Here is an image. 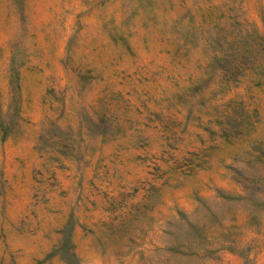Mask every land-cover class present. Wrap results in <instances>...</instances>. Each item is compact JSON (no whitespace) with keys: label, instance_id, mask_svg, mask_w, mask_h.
I'll return each instance as SVG.
<instances>
[{"label":"rangeland","instance_id":"rangeland-1","mask_svg":"<svg viewBox=\"0 0 264 264\" xmlns=\"http://www.w3.org/2000/svg\"><path fill=\"white\" fill-rule=\"evenodd\" d=\"M255 28L264 0H0V264H264Z\"/></svg>","mask_w":264,"mask_h":264},{"label":"trees","instance_id":"trees-1","mask_svg":"<svg viewBox=\"0 0 264 264\" xmlns=\"http://www.w3.org/2000/svg\"><path fill=\"white\" fill-rule=\"evenodd\" d=\"M225 28H224V32L218 31L217 34L213 37L215 40H217V42L219 43L217 48H213L212 50V54L210 55V64L218 65V70L220 72H222V75L225 76L226 79H230L229 75L232 74L233 72H236L240 69V62L238 61H234V56H233V49L230 52L229 51V47L227 46V44L230 42L231 40V35H228L225 32ZM255 33L258 37H263L264 36V31L258 32L259 30L257 28L254 29ZM259 44V42L255 41V46ZM230 55V57H229ZM242 68V67H241ZM250 70H254L255 74H256V78L257 80H255V84H261L262 83V79L264 77V53L262 54V56H254L253 60L250 62V64H247V67ZM233 77H235L233 75ZM235 79V78H234ZM230 121V120H228ZM232 125V123H231ZM233 126V125H232ZM229 126H224L223 128H221V136L224 139H228L229 137V129L227 128ZM264 144V141L261 139H257L256 141L252 142V144L250 145V151H260V147H262V145ZM64 261L66 262V264H75L76 262H74L69 256H63Z\"/></svg>","mask_w":264,"mask_h":264}]
</instances>
